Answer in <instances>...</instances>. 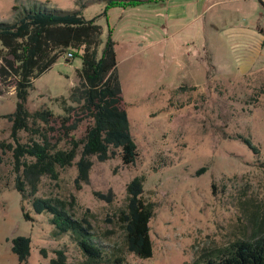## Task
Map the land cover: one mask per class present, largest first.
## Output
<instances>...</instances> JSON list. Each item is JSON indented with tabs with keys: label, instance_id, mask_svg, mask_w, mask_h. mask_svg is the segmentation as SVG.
<instances>
[{
	"label": "rangeland",
	"instance_id": "rangeland-1",
	"mask_svg": "<svg viewBox=\"0 0 264 264\" xmlns=\"http://www.w3.org/2000/svg\"><path fill=\"white\" fill-rule=\"evenodd\" d=\"M185 1L113 7L104 16V0H0V22L40 8L95 18L103 42L111 30L139 156L130 165L118 156L105 161L91 156L87 183L76 188L72 165L57 178L41 176L37 195L65 200L74 216L88 220L101 244L117 247L126 184L142 177L143 198L153 206V252L147 258L127 253L123 264H205L217 248L264 232V42L258 35L264 31L263 6L259 0H201L197 6L203 12L195 22L187 23L189 10L167 20ZM147 11L156 13L153 28L140 30L135 14ZM79 66V57L59 58L34 80L26 107L60 113L55 98L68 96ZM16 101L12 88L0 94V115L14 111ZM20 138L26 139L24 133ZM12 142L10 123L0 117V144ZM0 154V264H47L58 248L68 249L74 261L75 243L53 236L49 214L35 213L25 201L31 218L24 217L11 152L0 146ZM19 235L30 238L23 262L11 251V240Z\"/></svg>",
	"mask_w": 264,
	"mask_h": 264
},
{
	"label": "trees",
	"instance_id": "trees-1",
	"mask_svg": "<svg viewBox=\"0 0 264 264\" xmlns=\"http://www.w3.org/2000/svg\"><path fill=\"white\" fill-rule=\"evenodd\" d=\"M104 1L101 15L106 16L110 8L136 7L152 0ZM108 30L103 42L101 25L95 18L40 8L24 9L15 21L0 22V94L12 88L17 98L14 111L0 115L10 123L13 142L0 146L11 152L14 187L22 194L23 215L31 218L24 205L27 201L35 213L50 215L54 237L68 236L75 243L74 261L68 249L58 248L47 264H123L127 253L147 258L153 252L149 234L153 206L143 198L140 176L126 184L125 208L118 213L122 240L117 247L101 244L88 220L74 216L65 200L37 195L41 176L57 178L60 169L72 165L76 167V188L87 183L93 165L91 156L100 161L118 156L124 165L133 164L139 156L116 71L115 42ZM69 51L73 58H80V66L76 68L77 83L68 96L55 98L61 112L49 107L29 110L26 102L34 80L59 58L69 62ZM20 133L26 136L24 141ZM242 140L257 151L249 139ZM2 162L0 154V165ZM11 251L19 262L25 261L30 254V238L14 237ZM204 262L264 264V232L237 238L217 248Z\"/></svg>",
	"mask_w": 264,
	"mask_h": 264
},
{
	"label": "crops",
	"instance_id": "crops-1",
	"mask_svg": "<svg viewBox=\"0 0 264 264\" xmlns=\"http://www.w3.org/2000/svg\"><path fill=\"white\" fill-rule=\"evenodd\" d=\"M197 1H201V0H186L185 1V4L186 6L185 7H182L180 9L179 12H168L167 13V20H174L176 19V17L174 16V14H177L179 15L180 17H184L186 14H187V11L189 10V14H191V18L188 20L187 23H192V22H195L197 20V18L202 14L203 12V8H200V10H198V6H197ZM263 5V10H264V0H259ZM143 6L146 5V7H150L149 6V2L145 3V4H142ZM190 5V7H189ZM138 7V6H136ZM130 8H134V7H130ZM155 12H150L147 11L146 13H141V14H135L136 16V21L138 24L142 25L141 26H138L140 30H144L145 28H147V30L149 29V27H151V29L153 28L152 26L154 25V22H155ZM164 26V24H163ZM145 31V30H144ZM260 38H259V41L264 42V31L262 29H260V31L258 32ZM260 43V44H261Z\"/></svg>",
	"mask_w": 264,
	"mask_h": 264
},
{
	"label": "built area",
	"instance_id": "built-area-1",
	"mask_svg": "<svg viewBox=\"0 0 264 264\" xmlns=\"http://www.w3.org/2000/svg\"><path fill=\"white\" fill-rule=\"evenodd\" d=\"M263 15H264V10H263ZM66 57H68V58H72V52H67L66 53Z\"/></svg>",
	"mask_w": 264,
	"mask_h": 264
}]
</instances>
